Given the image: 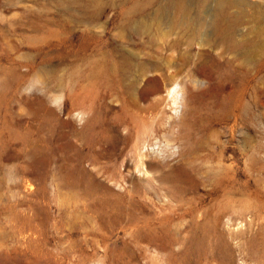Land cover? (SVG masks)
<instances>
[{"label":"rangeland","instance_id":"rangeland-1","mask_svg":"<svg viewBox=\"0 0 264 264\" xmlns=\"http://www.w3.org/2000/svg\"><path fill=\"white\" fill-rule=\"evenodd\" d=\"M146 2L0 0V264H264V0L244 48Z\"/></svg>","mask_w":264,"mask_h":264},{"label":"bare ground","instance_id":"bare-ground-1","mask_svg":"<svg viewBox=\"0 0 264 264\" xmlns=\"http://www.w3.org/2000/svg\"><path fill=\"white\" fill-rule=\"evenodd\" d=\"M206 2L207 0H197V10L194 13H191L190 4L187 0H148V2H146V6L152 10L150 12L151 18L148 17L149 14H145L135 21L129 20L123 25L122 29L125 31L133 30L139 34H146L148 36H155L153 31L156 30V32L161 35H168V33L172 32L175 28L189 30L196 25L197 30L199 32H203V38L207 39L210 38V34L203 30L205 23H207L206 27L208 30H212L215 35L231 38L232 31L236 28L237 21H240L244 16V12L242 10L237 12L234 10L233 14H231L232 12H230L229 8L231 6H236V0H214V4L209 11H204L203 8L205 7ZM202 12L209 13V20L207 22L202 18ZM148 38L153 39L152 37ZM231 42L235 48H244L246 45L248 47L249 43L246 39L240 38H231ZM248 51L249 50H247V52ZM121 54L122 67L124 70H127L132 65L136 64L126 55L125 52ZM148 58L150 61H153L152 58ZM150 61H142L139 64L141 71H145V69H147L144 63ZM149 71H151V68ZM146 74L147 73L144 75ZM149 75L150 74L146 75V82L140 89V93L142 95L156 89L155 86L151 89L148 88V85H150L149 83L156 79L155 77ZM187 90L190 94L196 93L192 88H188ZM168 95L172 99L173 104L176 106L174 108V112H177V107L181 99L180 86L177 84L173 85L170 89H168Z\"/></svg>","mask_w":264,"mask_h":264}]
</instances>
